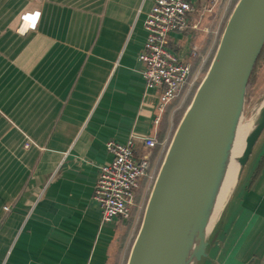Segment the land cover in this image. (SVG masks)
<instances>
[{
  "label": "crops",
  "instance_id": "crops-1",
  "mask_svg": "<svg viewBox=\"0 0 264 264\" xmlns=\"http://www.w3.org/2000/svg\"><path fill=\"white\" fill-rule=\"evenodd\" d=\"M187 1L197 28L170 34L167 48L183 60L197 48L201 71L230 4ZM153 3L0 0V264H110L126 221L101 224L92 194L108 140L132 138L140 157L157 136L161 89L145 88L137 60ZM251 157L196 264H264V132Z\"/></svg>",
  "mask_w": 264,
  "mask_h": 264
},
{
  "label": "water",
  "instance_id": "water-1",
  "mask_svg": "<svg viewBox=\"0 0 264 264\" xmlns=\"http://www.w3.org/2000/svg\"><path fill=\"white\" fill-rule=\"evenodd\" d=\"M263 46L264 0H238L209 69L166 150L127 264H164L184 199L231 102L242 98L244 106L248 82ZM263 131L264 105L239 160L238 179ZM207 238L194 264L206 255Z\"/></svg>",
  "mask_w": 264,
  "mask_h": 264
},
{
  "label": "built area",
  "instance_id": "built-area-1",
  "mask_svg": "<svg viewBox=\"0 0 264 264\" xmlns=\"http://www.w3.org/2000/svg\"><path fill=\"white\" fill-rule=\"evenodd\" d=\"M218 2L219 0H209L211 7L207 11L210 12ZM193 10L187 0H154L144 20L145 40L137 56L141 64L140 75L147 90L161 89L151 119L154 130L160 126L167 106L198 78L199 73L192 74L191 64V60L198 57L197 48L192 47L185 60L167 48L170 34L197 28L196 24L189 23V14ZM21 20L22 25L29 23L26 29L34 28L38 14H24ZM143 145L149 151L137 157L132 138L124 142L108 140L105 143V151L110 159L99 167L92 194V199L100 210L101 224L111 223L116 219L128 221L141 185L144 184L146 191L152 189L158 173L151 161L150 151L159 145L156 132L148 134ZM29 146L30 142L24 144L25 148Z\"/></svg>",
  "mask_w": 264,
  "mask_h": 264
},
{
  "label": "bare ground",
  "instance_id": "bare-ground-1",
  "mask_svg": "<svg viewBox=\"0 0 264 264\" xmlns=\"http://www.w3.org/2000/svg\"><path fill=\"white\" fill-rule=\"evenodd\" d=\"M263 105L264 100L254 108L255 114L250 121L245 122L242 118L243 99L235 98L231 102L184 199L164 264L195 263L199 248L237 182L241 170L239 160Z\"/></svg>",
  "mask_w": 264,
  "mask_h": 264
},
{
  "label": "rangeland",
  "instance_id": "rangeland-1",
  "mask_svg": "<svg viewBox=\"0 0 264 264\" xmlns=\"http://www.w3.org/2000/svg\"><path fill=\"white\" fill-rule=\"evenodd\" d=\"M227 3L231 4L232 0H228ZM225 12L226 13L228 12V8L226 9ZM220 36L216 39L215 47L213 51L210 53V55L208 56L207 61H206L207 63L208 61H210V64H211V61L215 55V52H216V49H217V46L220 40ZM260 64H261V67H259L256 73L255 83L252 85L248 84L246 92H245L244 106H243V111H242V118H243V121L245 122L250 121L251 117L255 114L254 108L258 107L259 104L264 100V60L261 61ZM209 66H206L201 71H195L193 75L199 73L198 78L195 81V83L191 87L187 86L182 92V94L179 95L169 106H167L166 111L169 112L170 117L175 111L179 110L182 106L184 107L188 101H192L197 89L199 88L201 82L203 81L209 69ZM192 78L193 76L191 77V80ZM171 126H172V122H171L170 128ZM165 144H166V140L160 146V150L162 151V153L164 152V149H162V146L164 145V148H165ZM164 156L162 159H164ZM150 191H146L144 185L140 188L137 194V200H135V206H134V209L132 212L133 214L131 218L124 223H120V226L118 227V230L116 231V238L114 242L115 243L114 244L115 253L111 257L110 264H127L131 249L133 247V244L138 236V233L142 225L144 213H145L148 199L150 196Z\"/></svg>",
  "mask_w": 264,
  "mask_h": 264
},
{
  "label": "trees",
  "instance_id": "trees-1",
  "mask_svg": "<svg viewBox=\"0 0 264 264\" xmlns=\"http://www.w3.org/2000/svg\"><path fill=\"white\" fill-rule=\"evenodd\" d=\"M238 0H232V3L230 4V6L228 7V12L226 13L225 15V19H224V22H223V26H222V29L220 31V34L219 36L221 35V32L227 22V19L230 15V13L232 12L234 6L236 5ZM218 36V37H219ZM264 60V46L257 58V61L255 63V66L253 68V71L251 73V76H250V79H249V82L248 84L249 85H252L255 83L256 81V73L259 69V67H261V61ZM208 63L210 64V61H208ZM206 64V66H209V64ZM205 66V67H206ZM194 68H192V74L195 72L193 70ZM190 102L191 101H188L187 104L183 107H181L179 110L175 111L172 116L170 117V114L169 112L165 111V113L163 114V117H162V120H161V123H160V126L158 128V132H157V139H158V143L159 145L154 149L153 153H152V157H151V161L153 162L157 156L159 155V152H160V146L161 144L166 140V144H165V148H164V152L162 153L161 155V159L163 158L164 154H165V151L167 150L169 144H170V141L172 139V136H173V133L175 131V129L177 128L179 122L181 121L183 115H184V112L185 110L188 108V106L190 105ZM170 105V104H169ZM168 105V106H169ZM171 122H172V126L170 128V125H171ZM144 184L141 185V187L143 186ZM138 194V192H137ZM137 194H136V197H135V200H137ZM133 214V213H132ZM132 216V215H131ZM109 264V263H108Z\"/></svg>",
  "mask_w": 264,
  "mask_h": 264
}]
</instances>
